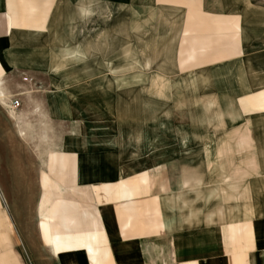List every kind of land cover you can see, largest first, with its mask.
<instances>
[{
	"label": "crops",
	"instance_id": "crops-1",
	"mask_svg": "<svg viewBox=\"0 0 264 264\" xmlns=\"http://www.w3.org/2000/svg\"><path fill=\"white\" fill-rule=\"evenodd\" d=\"M155 36L212 120L187 143L163 117L169 85L132 119L138 66L149 90L170 83ZM1 82L0 264H264V126L248 103L264 110V6L0 0Z\"/></svg>",
	"mask_w": 264,
	"mask_h": 264
},
{
	"label": "rangeland",
	"instance_id": "rangeland-1",
	"mask_svg": "<svg viewBox=\"0 0 264 264\" xmlns=\"http://www.w3.org/2000/svg\"><path fill=\"white\" fill-rule=\"evenodd\" d=\"M252 2L255 5H261L264 6V0H252ZM204 5L208 6L207 3H205ZM205 6V7H206ZM157 36L154 37V43H153V48L152 50L149 52L150 56L149 58L153 59L155 64H160L159 66H154V74H158V70L159 71H164L165 73L170 74V83H160V82H154L153 83V90H149V87L152 85L151 83L148 84L145 82V69L143 66H138V75H139V79H138V83H137V89H136V95H137V108H135L136 111V116H132V119H134L133 117H136V121L138 124H140L142 121L145 122V118H146V114H145V106H146V93L149 92H153L154 96H160L161 95V88L169 85L168 88V94H169V115H165L163 116L168 117V122H169V127H170V139H176L179 138L182 140V142L187 143L188 141H193L194 139H198L199 138V130H196L195 128H199V122H210L212 120L209 119L210 116H205V115H199V98H195L194 94L195 91L192 87V84H190L189 82H187L186 80L184 81L183 78L179 79V77L177 76L179 74V68H178V60H177V54H176V50H170V51H165L164 49H162L163 46V42L161 41V37L160 38H156ZM139 48L144 46V41L139 39ZM205 50V46L203 48ZM203 51V50H201ZM204 54V53H203ZM210 57H207L203 60H201L202 63H205L206 61H208ZM138 59L139 60H144L145 59V52L142 50L138 51ZM207 63V62H206ZM188 68V67H187ZM184 73V72H183ZM182 73V74H183ZM142 76V77H140ZM157 80V79H155ZM181 80V81H179ZM123 87H125L124 84H122ZM189 86V87H188ZM122 87V88H123ZM148 88V90H147ZM122 96L125 97L130 96L129 95V91H124L122 89ZM190 91V92H189ZM133 94V92H132ZM134 99V98H133ZM156 100V99H155ZM133 101V100H132ZM246 101V100H245ZM249 105L251 106V108L253 109H261L262 110V114H257V115H252V121L255 123H260L262 124V126H264V110L262 108H257V107H253L250 102L248 101ZM157 105L161 106V104H156L154 102V106L156 107ZM149 106V105H148ZM116 117V116H115ZM219 118H221V116H218ZM247 120L250 119V115L246 116ZM128 118V117H127ZM148 121L150 119L149 114L147 115ZM237 119H241L243 120V116L241 114H238L236 116ZM153 123L154 126H161L163 123L165 124L166 120L162 119V115H156L154 114L153 116ZM264 134V131H263ZM261 138H264V135L260 136ZM153 139L154 140H161L162 139V134L159 131L154 130L153 131ZM187 149V148H184ZM52 157L57 158V160H59V162H48V166L50 167V171H57V173L60 175L63 173L64 171V162H61L65 157V152H57L55 150H51L50 152ZM51 157V158H52ZM39 164H37V169ZM42 169L44 168V164L40 165ZM65 174V173H64ZM66 175V174H65ZM66 183L70 181L69 179L66 177ZM125 186V184H124ZM70 188V187H69ZM67 189V187H66ZM66 197V194H65ZM80 205V209L81 211H88L92 216H95L98 219V211L95 208L94 210H87L86 208L83 209L81 204ZM44 220V219H43ZM42 220V221H43ZM46 221V220H45ZM47 223V222H46ZM43 229V228H42ZM43 238L45 241H47L46 237H45V232L43 230ZM48 242V241H47ZM49 243V242H48Z\"/></svg>",
	"mask_w": 264,
	"mask_h": 264
},
{
	"label": "built area",
	"instance_id": "built-area-1",
	"mask_svg": "<svg viewBox=\"0 0 264 264\" xmlns=\"http://www.w3.org/2000/svg\"><path fill=\"white\" fill-rule=\"evenodd\" d=\"M12 104L13 106H16L18 104V100H13Z\"/></svg>",
	"mask_w": 264,
	"mask_h": 264
},
{
	"label": "bare ground",
	"instance_id": "bare-ground-1",
	"mask_svg": "<svg viewBox=\"0 0 264 264\" xmlns=\"http://www.w3.org/2000/svg\"><path fill=\"white\" fill-rule=\"evenodd\" d=\"M0 84H2V82L0 83ZM1 91V90H0ZM1 93H2V91H1ZM3 94V93H2ZM1 97V96H0ZM47 227V226H46ZM46 227H45V224H44V230H45V232H47L48 230L46 229ZM49 233V232H48Z\"/></svg>",
	"mask_w": 264,
	"mask_h": 264
}]
</instances>
